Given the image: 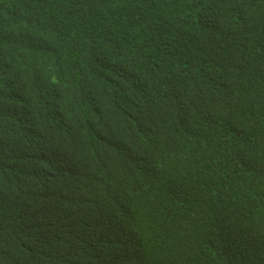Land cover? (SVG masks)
I'll return each mask as SVG.
<instances>
[{
	"label": "trees",
	"instance_id": "1",
	"mask_svg": "<svg viewBox=\"0 0 264 264\" xmlns=\"http://www.w3.org/2000/svg\"><path fill=\"white\" fill-rule=\"evenodd\" d=\"M61 155L115 211L67 263L264 264V0H0V166Z\"/></svg>",
	"mask_w": 264,
	"mask_h": 264
},
{
	"label": "clouds",
	"instance_id": "2",
	"mask_svg": "<svg viewBox=\"0 0 264 264\" xmlns=\"http://www.w3.org/2000/svg\"><path fill=\"white\" fill-rule=\"evenodd\" d=\"M35 165L41 164H32ZM44 165L49 175L44 180L39 179L38 173L30 174L11 161L0 166V189L3 180L13 185L1 194L0 217L3 219L0 225L3 228L4 224L9 232L24 235L16 261L7 262L0 257V264H75L74 261H66L69 256L82 255L75 245L74 231L84 224L89 233L103 234V223L115 213L110 206L92 207L95 200L89 197L85 198L84 206L87 204L89 207L85 213L81 211L84 206L73 208L67 203V192L77 183L87 186L85 195L98 185L94 175L91 179L81 177L83 169L77 159L65 155L52 156ZM31 192L29 199L23 197ZM68 212L72 215L68 216ZM3 246L0 243V251ZM101 264L125 263L115 257Z\"/></svg>",
	"mask_w": 264,
	"mask_h": 264
}]
</instances>
